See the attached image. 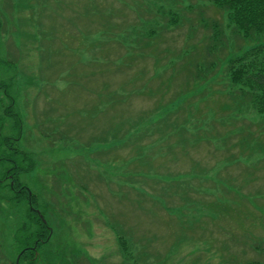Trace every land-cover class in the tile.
<instances>
[{
	"label": "rangeland",
	"instance_id": "1",
	"mask_svg": "<svg viewBox=\"0 0 264 264\" xmlns=\"http://www.w3.org/2000/svg\"><path fill=\"white\" fill-rule=\"evenodd\" d=\"M42 2L0 0V220L13 222L11 235L0 226V264L17 260L29 233L28 199L3 203L12 159L51 229L36 264H264V154L222 138L263 140L264 123L229 115L239 114L224 67L235 34L226 29V53L209 58L203 27H225L222 11L207 0H93L117 19L103 32L92 0ZM115 92L124 97L110 111L103 95Z\"/></svg>",
	"mask_w": 264,
	"mask_h": 264
},
{
	"label": "trees",
	"instance_id": "2",
	"mask_svg": "<svg viewBox=\"0 0 264 264\" xmlns=\"http://www.w3.org/2000/svg\"><path fill=\"white\" fill-rule=\"evenodd\" d=\"M42 1L46 2L48 0H42ZM207 2L212 6L216 7L217 9H220L222 13L225 15L227 21L225 27L223 28L220 24H218V22L214 21L209 24L207 23V21H204L203 27L205 29L210 28L212 30V33L209 37L211 44L207 46L208 57L212 58L216 55L217 53L216 48H219L221 51L224 48L226 53V42H227L225 36L226 29L231 30V32H233L232 33L233 35L235 34L233 37L235 38L234 46L235 49L237 50V53L226 57L224 62V67L228 82L230 83L232 89L231 102L232 105L239 111V114L231 113L229 115L233 117L232 118L233 120L240 119L239 117H242L241 119H245V117L248 116H244L241 113L252 112L258 116L261 122L264 123V43L260 41V39L264 37V0H207ZM93 5L92 6L89 5V8L90 9L93 8V10L96 13H98L99 21L104 29L103 32H106L109 29L108 26L112 25V21L117 19H112V20L109 19L108 17L112 14V11L108 12V10L103 8V6L97 5V2L95 3L93 2ZM125 6L127 7V4H125ZM110 7H112V4L110 5ZM84 9H87V12L90 11L88 10V7ZM113 13L116 15V7H113ZM114 25H118L114 27L120 28L119 22ZM124 30L125 29H123L122 31ZM141 37L136 36V38L138 39H140ZM242 40L247 43L253 42V44L248 45L249 47L248 46L244 47ZM142 49L145 51L143 47ZM142 49L141 52H139L138 54L142 53L144 54L145 57L147 55H150V57L152 56V54H148L146 51L144 52ZM152 59H155V57H153ZM94 63L95 62H93V64ZM215 65L216 63L214 62V60H211L209 61L207 67H205V65L198 64L197 65L198 68H196L195 66V70H199L200 68H207L208 70L210 68H214ZM198 72L199 71L195 72V76L197 80L201 77L200 72L199 73ZM105 75L106 74L104 73V76ZM144 87L145 84L139 87L137 90H133L132 94L143 91ZM187 94H188L187 90L184 89L179 94V96L173 99V101L168 105L178 100L181 96ZM163 95H165V93H163ZM103 96L105 102L104 105H109L110 111L114 110V105L122 101L121 98L124 97L123 93L121 95H118L116 92ZM164 107L158 105L156 110L160 111V109H163ZM227 111L231 112V109ZM163 118H165V116L159 118V120L161 119L160 122L162 123H164ZM250 119L251 117L249 118V120ZM125 121H133V120L124 119V122ZM231 121L232 120H229L228 123L234 122ZM142 124H144V122ZM247 124L245 125V127H247ZM244 130L245 129H243V131ZM245 131L253 134V139H251L248 135H243L242 130H239L234 135L232 134L233 133L232 130H229L227 131L228 132L227 134L229 135H224L222 136V138L227 141L232 139L234 136L236 137L239 136L243 143H248L249 145L251 144L253 149L257 148L259 153L264 154V139L263 140L260 139L257 131L255 130L254 132L249 130H245ZM256 133H257V137H255ZM130 134L131 132L127 133L126 135H130ZM212 139L214 138L212 137ZM262 156L264 159V155ZM231 160H235V159H231ZM12 161H13L12 163H14L13 166L15 170L12 171L13 170L12 168L10 170L11 172L14 173L13 176L16 177V174L25 171V168L18 167L17 161L15 159L14 160L12 159ZM17 187H19V185L16 183L14 188ZM8 188L12 192V195L14 197H11L6 201H3V203H8L9 205H15L16 203L17 205L20 199L23 197H19L18 199V195H16L17 193L14 191V189L10 185ZM26 198L27 197L24 196L23 199ZM26 204H27V209H26L27 221L21 222L20 224L24 228V230L27 232L29 231V233L24 238V240L21 241L22 252L20 250L21 253H19L18 256L19 257L18 264H36V262L38 261V256L34 254V251L30 249L29 246L32 245L35 246L36 244L35 246L36 250L39 251L41 249L40 248L41 246L47 244L50 240L48 238L50 227L48 225L47 219L44 218L40 212L37 213V209L34 206L35 205L34 197H31L30 200L28 199V202H26ZM3 212H4V208L2 207V200H0V214ZM9 217H11V215H9ZM12 224L13 222L9 219L0 220L1 230L6 231L7 230L6 228L9 227L7 231L9 235H11L12 233V227H13ZM31 225H33V227L36 229L30 231L29 226ZM40 254L42 255V252ZM44 259L46 261L45 264H58L55 262V260H53V262H49L46 257H44ZM11 264H16V260L14 262L11 261Z\"/></svg>",
	"mask_w": 264,
	"mask_h": 264
},
{
	"label": "flooded vegetation",
	"instance_id": "3",
	"mask_svg": "<svg viewBox=\"0 0 264 264\" xmlns=\"http://www.w3.org/2000/svg\"><path fill=\"white\" fill-rule=\"evenodd\" d=\"M9 175H11L10 173H9ZM10 183H11V187L14 189V191L17 193L16 195H18V199H19V197H24V193L27 191V189H25V187L24 186H26V185H22V184H20L19 185V187H17V188H14V186H15V184L17 183H20L18 180H16V178L13 176V177H9V179H7ZM6 180V181H7ZM29 194V193H28ZM27 195V194H26ZM29 200L31 199V196H30V194H29V196H26ZM37 213H39V212H37ZM47 228V227H46ZM45 228V229H46ZM49 233H51V229L49 230ZM50 237H51V235H50ZM35 246H36V244H35ZM35 246H29V248L30 249H32L33 251H34V254H36V256H38V252L39 251H37L36 250V247ZM38 258H39V256H38Z\"/></svg>",
	"mask_w": 264,
	"mask_h": 264
},
{
	"label": "crops",
	"instance_id": "4",
	"mask_svg": "<svg viewBox=\"0 0 264 264\" xmlns=\"http://www.w3.org/2000/svg\"><path fill=\"white\" fill-rule=\"evenodd\" d=\"M84 11H85L84 13H85L86 15H88L89 12H91V11H88V12H87V9H85Z\"/></svg>",
	"mask_w": 264,
	"mask_h": 264
},
{
	"label": "water",
	"instance_id": "5",
	"mask_svg": "<svg viewBox=\"0 0 264 264\" xmlns=\"http://www.w3.org/2000/svg\"><path fill=\"white\" fill-rule=\"evenodd\" d=\"M18 259H19V257H18L17 260H16V264H18Z\"/></svg>",
	"mask_w": 264,
	"mask_h": 264
}]
</instances>
